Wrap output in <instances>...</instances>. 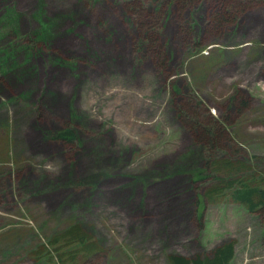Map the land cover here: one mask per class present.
<instances>
[{
    "label": "rangeland",
    "instance_id": "obj_1",
    "mask_svg": "<svg viewBox=\"0 0 264 264\" xmlns=\"http://www.w3.org/2000/svg\"><path fill=\"white\" fill-rule=\"evenodd\" d=\"M243 2L218 28L227 0H0V264H170L225 242L230 264H264V211L208 200L196 173L230 155L182 111L191 97L264 174V0Z\"/></svg>",
    "mask_w": 264,
    "mask_h": 264
},
{
    "label": "trees",
    "instance_id": "obj_2",
    "mask_svg": "<svg viewBox=\"0 0 264 264\" xmlns=\"http://www.w3.org/2000/svg\"><path fill=\"white\" fill-rule=\"evenodd\" d=\"M176 1L183 4L188 2V0ZM227 2L228 3L222 6L223 10L215 16V26L218 28L230 22L235 11L241 12L248 7L243 0H227ZM133 5L134 8L131 7L130 10L138 24L143 28L149 29L150 32L154 31L156 23L153 20V15L150 16L141 10L137 2ZM147 39L151 49L154 50L156 56L161 59L163 52L160 50V46L156 45L153 33L151 37L149 36ZM236 101H238V98H236ZM245 104V101L241 102L240 107ZM182 111L191 118L192 122H188V125L195 130L198 143L205 144L213 153L220 151L224 153L227 152V154L230 155L226 160L210 159V163L207 164L206 172L200 171L196 173V177H198L196 181L213 179L211 181L218 182L216 186L208 190V194H210V197L207 194L208 200L217 201V198H230L231 201L244 206L251 213H260L264 211V174L261 173L257 167L253 165L247 167L244 162L236 160L235 156L231 155L230 149L222 145L221 142L228 137L226 130H224V127L222 128L224 124L211 116L207 118L202 115L200 116V114L194 110V100L191 97H189L187 104L183 106ZM71 130L72 129H70V131ZM70 131L68 133L63 131L58 132L54 135L53 139L64 142L73 141L75 134L71 132V138H68ZM223 157L226 158V156ZM241 157L246 161L252 159L250 157L247 159L245 156ZM238 159H240V157ZM199 178L201 180H199ZM55 241L57 244L58 240L56 239ZM62 241L68 245H80L81 252L78 254L80 257L83 255L82 257L84 260L97 252L95 244L79 226H74L64 233L62 235ZM235 251L234 242H225L215 249L213 256L205 258L199 256L188 258L181 254L172 253L169 254L167 258L170 264H230L235 255ZM73 257L74 259L76 258L74 255ZM61 260L63 259L61 258Z\"/></svg>",
    "mask_w": 264,
    "mask_h": 264
},
{
    "label": "bare ground",
    "instance_id": "obj_3",
    "mask_svg": "<svg viewBox=\"0 0 264 264\" xmlns=\"http://www.w3.org/2000/svg\"><path fill=\"white\" fill-rule=\"evenodd\" d=\"M262 237V236H261ZM261 239V238H260ZM5 244V243H4Z\"/></svg>",
    "mask_w": 264,
    "mask_h": 264
}]
</instances>
